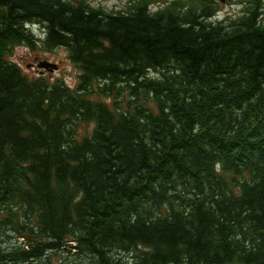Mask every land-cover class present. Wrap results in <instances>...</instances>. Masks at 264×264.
<instances>
[{
  "label": "trees",
  "instance_id": "1",
  "mask_svg": "<svg viewBox=\"0 0 264 264\" xmlns=\"http://www.w3.org/2000/svg\"><path fill=\"white\" fill-rule=\"evenodd\" d=\"M155 1L0 0V264H264V0Z\"/></svg>",
  "mask_w": 264,
  "mask_h": 264
},
{
  "label": "rangeland",
  "instance_id": "2",
  "mask_svg": "<svg viewBox=\"0 0 264 264\" xmlns=\"http://www.w3.org/2000/svg\"><path fill=\"white\" fill-rule=\"evenodd\" d=\"M92 4L99 6L104 5L106 8H120L124 6L128 0H90ZM219 12L218 17H224L226 15H237L241 12L242 2L239 0H218ZM39 31V29H38ZM34 36L38 37L36 32ZM34 47L27 44H18L12 47L9 59L17 62L22 67L23 71L30 77H36L39 75H45L49 79L62 78L67 84L74 86L78 81L80 73L79 68L69 58L68 51L63 46H57L55 48L47 49L40 39ZM40 60H47L52 63H56L58 68L56 70L44 69L39 65ZM16 232L7 236L0 229V243L3 244V248L14 247L17 243ZM64 254H56L51 257V261L48 264H65Z\"/></svg>",
  "mask_w": 264,
  "mask_h": 264
},
{
  "label": "water",
  "instance_id": "3",
  "mask_svg": "<svg viewBox=\"0 0 264 264\" xmlns=\"http://www.w3.org/2000/svg\"><path fill=\"white\" fill-rule=\"evenodd\" d=\"M39 65L44 66V67H49L50 69L56 67V64H54V63H49V62H47V61H42V62L39 63Z\"/></svg>",
  "mask_w": 264,
  "mask_h": 264
},
{
  "label": "bare ground",
  "instance_id": "4",
  "mask_svg": "<svg viewBox=\"0 0 264 264\" xmlns=\"http://www.w3.org/2000/svg\"><path fill=\"white\" fill-rule=\"evenodd\" d=\"M262 12V11H261Z\"/></svg>",
  "mask_w": 264,
  "mask_h": 264
}]
</instances>
